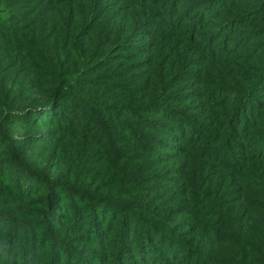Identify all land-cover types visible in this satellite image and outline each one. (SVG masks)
Listing matches in <instances>:
<instances>
[{
	"label": "trees",
	"instance_id": "16d2710c",
	"mask_svg": "<svg viewBox=\"0 0 264 264\" xmlns=\"http://www.w3.org/2000/svg\"><path fill=\"white\" fill-rule=\"evenodd\" d=\"M108 1L0 0V264H264V0Z\"/></svg>",
	"mask_w": 264,
	"mask_h": 264
},
{
	"label": "rangeland",
	"instance_id": "374dc122",
	"mask_svg": "<svg viewBox=\"0 0 264 264\" xmlns=\"http://www.w3.org/2000/svg\"><path fill=\"white\" fill-rule=\"evenodd\" d=\"M108 2L110 4L116 6L117 8H119V7H121L122 4H125L126 2H128V0H124V1L123 0H109ZM134 52H136V51H133V52L126 51L125 54L128 57H132V59H134V61L136 63L138 61H140L141 59L145 58L144 56H142V55L139 56L138 54H135ZM121 62L122 61H119V62H116L115 64L118 65ZM136 69H138V68H136ZM60 144H62V143H59L57 145V147H56V144H55V147H53V148L56 149L55 150V153H56L57 150H59V148L60 149L62 148V145H61V147H58V146H60ZM53 151L54 150H52V152ZM185 157H186L185 155H180V156L174 157V158L171 157V156L166 157L165 158L166 162L160 166V168L158 169V172L162 171L163 173H166V174H167V172H170V173L176 172L177 173L178 172V169L181 168V166L185 162V160H184ZM192 163H193V165L189 169L188 176H187L188 177V184L189 185L195 184L197 181H199L202 178V175H203V172H202V162L199 159L194 158V160H193ZM7 192L8 191L0 190V194L3 195L2 197H0V202H4L5 201L6 193ZM74 244L77 245V246H80L82 248H86V246L82 242H76Z\"/></svg>",
	"mask_w": 264,
	"mask_h": 264
}]
</instances>
